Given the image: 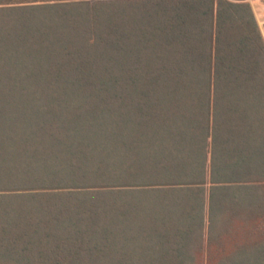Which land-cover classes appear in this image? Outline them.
<instances>
[{
  "label": "trees",
  "instance_id": "1",
  "mask_svg": "<svg viewBox=\"0 0 264 264\" xmlns=\"http://www.w3.org/2000/svg\"><path fill=\"white\" fill-rule=\"evenodd\" d=\"M0 264H264L249 1L0 0Z\"/></svg>",
  "mask_w": 264,
  "mask_h": 264
},
{
  "label": "crops",
  "instance_id": "2",
  "mask_svg": "<svg viewBox=\"0 0 264 264\" xmlns=\"http://www.w3.org/2000/svg\"><path fill=\"white\" fill-rule=\"evenodd\" d=\"M249 1L255 11L257 20L261 26L264 35V1L263 0H247Z\"/></svg>",
  "mask_w": 264,
  "mask_h": 264
},
{
  "label": "rangeland",
  "instance_id": "3",
  "mask_svg": "<svg viewBox=\"0 0 264 264\" xmlns=\"http://www.w3.org/2000/svg\"><path fill=\"white\" fill-rule=\"evenodd\" d=\"M264 1V0H263Z\"/></svg>",
  "mask_w": 264,
  "mask_h": 264
}]
</instances>
